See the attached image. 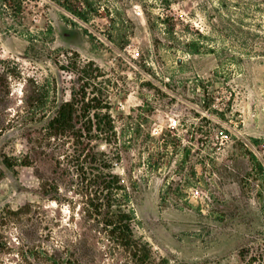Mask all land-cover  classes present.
<instances>
[{"label": "rangeland", "instance_id": "1", "mask_svg": "<svg viewBox=\"0 0 264 264\" xmlns=\"http://www.w3.org/2000/svg\"><path fill=\"white\" fill-rule=\"evenodd\" d=\"M0 59L20 75L0 83L17 162L0 169V264L127 261L83 218L73 144L24 129L81 83L114 120L95 143L158 260L264 264V0H0Z\"/></svg>", "mask_w": 264, "mask_h": 264}, {"label": "trees", "instance_id": "2", "mask_svg": "<svg viewBox=\"0 0 264 264\" xmlns=\"http://www.w3.org/2000/svg\"><path fill=\"white\" fill-rule=\"evenodd\" d=\"M0 66L3 67L0 83L8 88L10 77L20 75L14 70L10 71L5 60L0 59ZM81 84L80 98L75 95L70 101L62 102L52 116L30 126L27 124L24 129L33 131L41 127L50 138H64L61 147L69 142L73 144L72 154L66 157L74 167L73 178L77 184L75 193L83 199V218L103 236L102 241H107L109 247L125 252V264H167L166 259L156 258L149 242L136 236L135 216L129 207L131 196L125 180L113 172L111 159L95 143H110L115 129L114 120L108 107L103 106L99 99L87 100L85 83ZM57 161L60 164L61 160ZM16 166L15 159L0 152V169L15 170ZM68 174V170H63V176ZM51 183H45L48 186L45 188V197L59 201L55 194L58 188H52ZM0 249H4L1 241Z\"/></svg>", "mask_w": 264, "mask_h": 264}, {"label": "water", "instance_id": "3", "mask_svg": "<svg viewBox=\"0 0 264 264\" xmlns=\"http://www.w3.org/2000/svg\"><path fill=\"white\" fill-rule=\"evenodd\" d=\"M65 32H70V33H75V31H72V30H66ZM80 85H82V84H80Z\"/></svg>", "mask_w": 264, "mask_h": 264}]
</instances>
